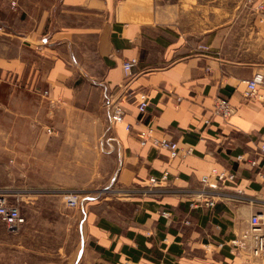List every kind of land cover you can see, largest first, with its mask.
<instances>
[{
	"label": "crops",
	"instance_id": "crops-1",
	"mask_svg": "<svg viewBox=\"0 0 264 264\" xmlns=\"http://www.w3.org/2000/svg\"><path fill=\"white\" fill-rule=\"evenodd\" d=\"M259 73L263 0H0V193L18 208L37 204L28 222L33 214L54 218L46 232L35 231L45 240L36 247L22 238L28 229L14 230L17 243L0 244L4 257L12 264L31 257H41L38 264H264L228 246L253 215H264V181L249 163L264 161V89L245 97ZM218 98L235 107L229 119L213 114ZM116 108L122 122L112 120ZM147 126L193 152L172 159L140 140ZM213 168L236 175L228 192L258 202L191 208L180 193L121 194L165 171L173 189H197L203 176L215 182ZM73 190L84 194L77 208L64 200ZM54 199L61 212L39 207Z\"/></svg>",
	"mask_w": 264,
	"mask_h": 264
},
{
	"label": "built area",
	"instance_id": "built-area-1",
	"mask_svg": "<svg viewBox=\"0 0 264 264\" xmlns=\"http://www.w3.org/2000/svg\"><path fill=\"white\" fill-rule=\"evenodd\" d=\"M264 1V0H263ZM12 7L17 5L16 1H12ZM262 8V5L260 6ZM204 50H208L207 46H200ZM136 64V60H128L124 62L123 68L126 74H130L132 68ZM264 89V75L256 74L251 80L247 82L246 98H259V89ZM48 92L45 91L44 95ZM140 102L138 110L141 114H145L149 106L148 95L145 92L139 94ZM236 112L235 107L226 98H218L215 101L213 114L224 119H229ZM114 122H122L124 120V113L120 108H116L112 114ZM128 131L132 129L131 125L126 127ZM51 133V130H48ZM140 140L144 143H149L155 149L166 150L169 152L172 159L180 156L186 157L193 152L192 148H182L175 141L169 140L166 137L155 136L154 128L145 127L139 130ZM259 154L264 157V139L261 141L258 148ZM244 156H238V160H242ZM252 167L257 169L256 175L264 181V161L259 162L257 159L249 160ZM211 176L215 178V182L209 181V175L203 176L201 186L197 189L180 191L169 186V172L165 171L160 176H151L149 184L143 188H131L121 192L125 197H133L135 195L147 194H164V193H180L188 197V203L191 208L197 207H215L218 200L233 199L236 201L247 202L255 204L258 201L245 195L241 190L230 193L226 190L228 184L235 181L236 175L226 169L213 168L210 172ZM82 191L73 190L64 194L66 205L70 208H77L80 206L83 197ZM160 215L164 219L171 218L169 210H162ZM0 221L5 224L8 230H17L26 220L21 215L20 209L17 206L9 204L5 195L0 193ZM190 224L189 221L186 222ZM228 246L231 251L237 253L249 252L255 257H264V215H253L249 221V226L243 229L237 237L229 241Z\"/></svg>",
	"mask_w": 264,
	"mask_h": 264
},
{
	"label": "rangeland",
	"instance_id": "rangeland-1",
	"mask_svg": "<svg viewBox=\"0 0 264 264\" xmlns=\"http://www.w3.org/2000/svg\"><path fill=\"white\" fill-rule=\"evenodd\" d=\"M62 202H60L58 199H54L53 201H41L40 202V208H48L52 211V209H54L55 211H57L58 213L61 212L63 210V207L61 205ZM36 204V203H35ZM33 207V206H32ZM32 207H25L22 203L19 202V209H20V213L22 214L23 217L26 218L27 214H31L29 209H32ZM33 208H37V204L33 207ZM37 214H33L30 218H29V222L27 221L26 218V222L25 224H23L20 228L17 229V233L23 229H28L29 232L23 231V240L25 241V244H33L34 247H36L37 244H44L45 240H44V235L38 234L35 231H41V232H46V228L44 227L45 224L50 223L54 218H45V217H36ZM59 218V217H58ZM64 221L62 219L55 222V225L58 226V229L60 234H64L63 233V223ZM55 226V227H56ZM36 229H34V228ZM14 230H8L7 227L5 226V224L3 222L0 221V244H15L17 243L16 241H18L17 239H15L12 235V232ZM59 236L62 239V236ZM50 239V238H49ZM4 247L3 245H0V264H12L10 259H6L4 257ZM41 257H31L29 259V263L28 264H38L41 261ZM14 262V261H13ZM19 262V261H17ZM15 261L14 264H20L17 263Z\"/></svg>",
	"mask_w": 264,
	"mask_h": 264
}]
</instances>
